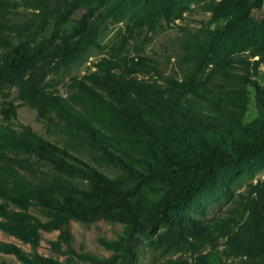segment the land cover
<instances>
[{"label": "trees", "instance_id": "trees-1", "mask_svg": "<svg viewBox=\"0 0 264 264\" xmlns=\"http://www.w3.org/2000/svg\"><path fill=\"white\" fill-rule=\"evenodd\" d=\"M135 1L150 10L203 2L209 25L223 26L187 40L177 78L147 57L125 54L140 21L156 25L130 17L107 55L60 94L45 86L46 76L102 50L101 31L125 0H96L84 12L77 0H0V91L15 88L64 142L59 147L27 125L16 130L18 105L0 102V231L32 251L0 241V254L22 264H136L138 238L150 235L148 249L186 256L163 264H264V180L247 184L240 215L204 221L172 214L201 191L222 197L227 169L264 160V80H256L264 25L237 32L262 0ZM250 90L257 116L245 123ZM98 221L122 227L115 239L99 240L110 256L75 252L70 223ZM53 231L50 244L55 253L65 248L64 262L36 251L42 233Z\"/></svg>", "mask_w": 264, "mask_h": 264}, {"label": "rangeland", "instance_id": "rangeland-1", "mask_svg": "<svg viewBox=\"0 0 264 264\" xmlns=\"http://www.w3.org/2000/svg\"><path fill=\"white\" fill-rule=\"evenodd\" d=\"M77 1H79L80 5L79 12H84L87 6L96 4V0ZM117 1L106 0L105 3L111 5ZM125 2L124 11L115 20H109L101 31L99 42L102 45V50L91 52L82 61L69 67L64 72L48 74L44 81L48 89L57 90L60 94H66V83L71 78H79L93 70L92 64L106 56L110 49L115 46L113 44L116 43L119 36L125 33L126 25L133 23L130 17L143 15L149 21L154 20L156 22L154 24L156 25L152 29L143 20L140 21L143 27L141 30L134 32L133 38L125 47V54L130 57H136L138 55L147 57L155 62L164 76L177 78L181 76L184 69L182 56L185 53L187 40L205 34V29L207 28L212 30L216 26H223V22H220L218 25L217 23L209 25L210 15L202 10L201 4L203 2H192L181 7L169 5L158 10L144 9L145 5L135 0H125ZM178 11H181V13H178ZM19 15L25 20L30 16V13L20 12ZM262 25H264V0H262L259 9L253 10L250 17L240 23L237 32L240 35L250 34L256 27ZM240 56L243 57L244 55L241 54ZM256 80L260 84L263 82L264 65L261 66ZM1 101L18 105L16 117L12 121L13 127L16 130L18 124L27 125L41 137L57 144L59 147L64 146V142L60 136L46 129L42 122L36 120V112L33 109L21 104L17 99L15 88L1 90ZM256 116L257 114L253 105V92L250 90V105L244 122L248 123L255 119ZM75 154L92 164L86 152L76 151ZM98 169L109 176H114L115 174L114 171L108 168L99 167ZM259 180H264V160L241 165L232 170L227 169L223 177L225 188L226 185L227 188L225 190L226 193L220 194L222 197L216 191L214 193L208 190L201 191L193 197L190 204L182 205L173 211L172 214L176 217L191 216L204 221L218 216H226L227 214L240 215V198L244 195L247 184ZM121 229V225L105 221H98L89 225L71 222L72 248L77 253H89L98 257H108L110 256V252L106 251L99 244V240H113L121 232ZM57 235V231L42 233V240L36 251L42 257L64 262L67 257L64 254L65 248H62L61 252L55 253L50 244L56 240ZM149 237L150 235H144L138 238L136 250L140 251L142 256L139 257L136 264H163L167 260L186 258L185 255L181 254L168 255L148 249L145 243ZM0 241L12 243L21 248L25 253L30 254L32 252L29 245L23 244L1 231ZM0 264L22 263L13 255L0 254Z\"/></svg>", "mask_w": 264, "mask_h": 264}]
</instances>
